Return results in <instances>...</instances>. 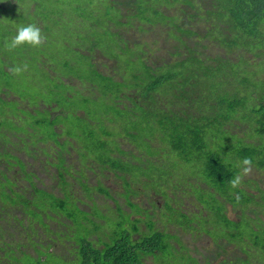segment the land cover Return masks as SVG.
<instances>
[{"label":"trees","instance_id":"trees-1","mask_svg":"<svg viewBox=\"0 0 264 264\" xmlns=\"http://www.w3.org/2000/svg\"><path fill=\"white\" fill-rule=\"evenodd\" d=\"M29 23L41 30L40 46L9 48L17 27ZM99 60L112 62L111 74L98 69ZM75 122L100 128L93 133L98 154L91 170L120 182L122 193L116 195L122 203L106 187L104 195L98 179L99 188L85 186L88 196L96 190L113 203V210L104 207L117 217L116 230L110 233L97 222L71 264H264V189L255 178H264V0H0L1 144H13L16 134L18 154L43 169L39 151L48 153L47 141L55 144L43 128L59 143L62 127ZM2 150V182L21 195L9 172L28 174L24 161ZM7 155L17 163L5 164ZM151 159L157 161L149 164ZM174 180L176 194L193 197L186 209L173 206L176 196L162 187ZM136 183L145 195L151 189L152 210L162 199L159 214L168 231L154 228L142 214L143 203L134 202ZM55 198L63 210L67 199ZM4 207L0 264H49V250L65 257L66 242L43 249L37 232L29 241L23 238L34 255L19 250L26 241H5V224L13 227L9 221L16 217L5 221L14 206ZM193 220L200 221V230H193ZM180 233L191 237L192 246ZM206 238L209 245L199 247Z\"/></svg>","mask_w":264,"mask_h":264},{"label":"rangeland","instance_id":"rangeland-1","mask_svg":"<svg viewBox=\"0 0 264 264\" xmlns=\"http://www.w3.org/2000/svg\"><path fill=\"white\" fill-rule=\"evenodd\" d=\"M95 63L100 71L106 72V74L112 73L114 67L112 62L99 60ZM20 108L25 109V105L20 106ZM28 110L33 111L30 108H28ZM58 129L59 130L55 131V133L57 132L59 134L61 128ZM43 132L46 135L47 139H51L55 142V144L53 142L49 143V141L45 142L46 151L48 153H44L42 149V151H39L40 154L43 156V169L46 170V172L42 169L40 164L35 165L33 163L31 156L26 157L24 155L18 154L19 145L17 144L19 143V141L16 140L18 137L16 134L11 136V141L13 142V144L3 145L1 143L4 142V140L1 139L0 141V152H4L2 150L3 147L7 148L8 153L12 154V156L19 157L22 161L26 163L27 171H34L35 169L38 175L40 176L39 180L33 181V185H28L21 180V174L14 175L12 172H9L10 177L18 187L17 191L21 193V195H19L17 192H15L14 189H11L9 187V184L5 182L4 179L2 182V175L0 174V181L2 182L0 183V190L4 194H6V198H2L0 194V206L5 205L4 208L14 206L13 209L9 210V216H7L5 221H9V217H16L14 218L15 220L13 219L9 221L10 224L12 223L14 225L13 227L9 226L8 224H5V227H9V230L5 231L3 236H5V241L14 240V242L19 241V244H25L24 241L26 240L23 238L26 237L29 241L31 237H35V233L37 232V234H41L43 249L46 245H48L49 247V244H58L59 242V244L62 245L63 242H66L64 244V248H62L65 250L67 248L65 257H55L51 255V250H49L48 253L45 252L44 257L45 260L50 261L49 264H71L69 260L75 259L74 254L76 253V249L80 247L85 237L89 235L90 229L98 228L97 222L103 224V229L110 233L116 230L117 217L114 216L113 211L106 210V208L113 210L114 206L113 203L106 197L108 194L105 187L109 190V193L112 196L118 199L120 203H122V200H120V197L117 196L116 193H122V188L119 181L112 179L108 175L107 178L103 176H98V174H94L91 170L94 167V156L98 154V143L93 135V133L96 134L100 132V128L97 125H91L90 123H88L87 126H79L78 122H75L72 125L68 126V128L66 129L62 127V136L60 137L61 139L59 143L56 142V140L58 141V136L52 134L49 128H43ZM73 135L75 137H73ZM37 138H40V136H37ZM66 141L69 143H66ZM29 145L34 151H37L34 152V154L37 155L38 149L37 147H35V143L32 141ZM54 148H56V150ZM89 154H91V156ZM12 156H3V160L8 166H10V163H17V161ZM155 161L157 160L151 159L149 164H153V162ZM2 165L3 164H1L0 162V169H2ZM147 166L148 165H146L147 169L145 171L149 172ZM83 178L87 179V185L83 181ZM255 178L260 180L261 188L264 189V178L260 175L259 177L256 175ZM96 179H98L101 184H104L102 185L104 186L103 189L106 193L104 195L106 196L98 195L96 190H93L91 193H89L90 197L85 193V191L88 190L85 189V186H88L89 184L90 187H94L93 189L100 187V185L98 186V182L96 183ZM175 183V180L170 181L168 183H163L162 187H165L169 197L174 195L176 196V202L172 203L173 206L179 207L181 209H186L187 207H189L188 203H190V200H193V197H190L186 194H176V192L174 191ZM140 185V183L135 184V186L139 187L138 196L137 199L134 200V202L139 203V201H141L143 203V206H141L144 207L145 210L142 214L145 216L147 221L151 219L155 222L154 228H157L160 231L166 228L168 231L169 228L164 224L165 217L162 214H159V209H161L163 203L162 199L158 202L159 209L155 210V207L152 210L147 205V199L152 193L151 189L148 187L147 190L149 194L145 195V188ZM31 188L38 189L37 193L32 195ZM6 190L8 191V193H5ZM11 190H13L15 193L10 194L9 192ZM248 191L250 193L256 194V190L253 187H249ZM23 197L28 198L30 200L24 199ZM55 197L67 199L66 203H64L65 208L63 210L57 209L58 205L56 204L57 199ZM81 200L87 205L90 202L95 203L97 206H92L88 209L87 207L77 204V202H81ZM98 203L101 205H99ZM105 203H107L106 208L104 207ZM76 204L80 207L81 210L77 207ZM260 207V209L263 208L262 212H264V205H261ZM122 208L125 212L129 211L124 206ZM161 210L163 212V209ZM193 210H195L194 206ZM60 211L61 213H58ZM227 214L231 219H236V213L231 212L229 208ZM128 216L129 215H126V217L123 216V218L128 220ZM134 218H136V216H134ZM145 218L142 219V221H146ZM43 222L48 224L49 227ZM191 222L190 223L193 224V230H200V221L193 220ZM71 223L73 224L70 225ZM128 224L130 225L131 223L128 222ZM146 224L148 223L143 222L139 225L143 230H145ZM22 226L25 227L24 229L26 232V236L24 237H20V235L18 234V230H21ZM70 227H74V229ZM170 231L172 233H175V231H173V228H170ZM56 232L63 234V236L59 235ZM195 232L196 234H200L197 231ZM203 233L205 234V232ZM180 234L182 236L183 242L189 246H192L193 242L191 237L187 236L186 234ZM216 234L217 233H213L211 236H209L212 241L213 238H216ZM189 237L192 244H190ZM90 238L93 241V246L95 248H99V243H95L96 238L94 236ZM199 240L200 238L198 239V241ZM28 241H26V246H21L19 248V245L16 244L15 248L16 250L18 248L19 250H26L27 252H30L32 255H34V251L32 249H29ZM208 245L209 241L207 238L205 240L202 239L201 242H198L199 247H207ZM70 250H72L71 253ZM16 255L19 256V253H17ZM23 257L24 256L22 253L21 260L23 261V263H27V258ZM145 264L150 263L145 262Z\"/></svg>","mask_w":264,"mask_h":264},{"label":"clouds","instance_id":"clouds-1","mask_svg":"<svg viewBox=\"0 0 264 264\" xmlns=\"http://www.w3.org/2000/svg\"><path fill=\"white\" fill-rule=\"evenodd\" d=\"M42 33L39 27H37L34 24H26V25H20L17 27L16 33L15 35L11 38V40L8 43V47L9 48H17L19 46H31V47H38L40 46L41 42H42ZM19 69H16V71H18ZM33 163L39 164L37 161H34L32 159ZM250 163L249 160L245 159L243 161L244 165H248ZM25 164V172H27L28 174H24L22 175V181L28 185H31L33 183V181L35 180H39L40 176L38 175L37 171L34 169V171H27L26 169V163ZM245 171H248L247 168L244 169ZM25 175H29V176H25ZM32 178V179H31ZM233 185L238 184L239 183V177H237L235 180L232 181ZM33 185V184H32ZM32 189V195H34L35 189ZM37 190V189H36ZM78 204L83 205L82 202H79ZM77 205V204H76ZM77 207L80 209V207L77 205ZM81 210V209H80Z\"/></svg>","mask_w":264,"mask_h":264}]
</instances>
